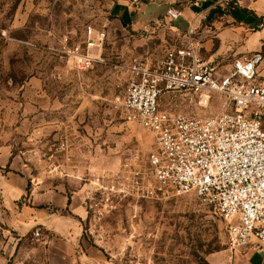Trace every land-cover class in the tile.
<instances>
[{
    "label": "rangeland",
    "instance_id": "rangeland-1",
    "mask_svg": "<svg viewBox=\"0 0 264 264\" xmlns=\"http://www.w3.org/2000/svg\"><path fill=\"white\" fill-rule=\"evenodd\" d=\"M114 3L0 0V264L63 262L51 244L53 225L25 231L11 220L2 193L11 175L28 180L19 209L33 203L37 213L72 227L75 264L243 262L244 249L230 246L213 209L161 188L149 172L153 134L113 109L134 60L159 61L177 46L168 42V26L134 32L116 21ZM119 15L126 22L127 13ZM89 25L106 29L107 39L99 64L83 71L63 55L61 42L65 35L81 39ZM160 104L197 113L180 94ZM225 110L217 99L200 114Z\"/></svg>",
    "mask_w": 264,
    "mask_h": 264
},
{
    "label": "built area",
    "instance_id": "built-area-1",
    "mask_svg": "<svg viewBox=\"0 0 264 264\" xmlns=\"http://www.w3.org/2000/svg\"><path fill=\"white\" fill-rule=\"evenodd\" d=\"M208 2L230 11L243 0H181L185 7ZM167 14L177 20L182 11L170 8ZM195 34L190 30L187 40L159 61L134 60L128 86L112 106L153 134L149 172L162 189L194 196L213 209L227 225L233 249L257 244L264 252V80L258 74L264 57L243 55L226 68L202 57ZM106 39V29L89 25L81 39L65 35L61 51L74 66L89 71L99 64ZM170 94L190 99L197 113L163 109L161 99ZM217 99L229 110L200 114Z\"/></svg>",
    "mask_w": 264,
    "mask_h": 264
},
{
    "label": "crops",
    "instance_id": "crops-1",
    "mask_svg": "<svg viewBox=\"0 0 264 264\" xmlns=\"http://www.w3.org/2000/svg\"><path fill=\"white\" fill-rule=\"evenodd\" d=\"M113 13L116 21L123 22L132 31L154 30L168 26V42L174 45L184 43L190 30L195 31L194 39L201 47V55L224 67L243 55L261 53L264 57V0H243L242 6L226 11L216 8L213 2L197 7H185L181 0H114ZM176 8L182 11L177 20L168 17V10ZM116 14L115 15V13ZM126 12V22L119 15ZM259 80H264V61L258 68ZM28 187V180L22 176L6 177L2 185V193L7 213L15 226L30 231L40 224H51L55 238L51 244L58 249L62 264L74 263L75 232L71 226H65L66 221L58 218L49 219L48 214H39L32 208L34 204L24 209L18 208ZM58 202L63 207V201ZM44 222V223H43ZM46 222V223H45ZM246 253L243 262L238 264H264V253L254 249L243 248ZM100 263V262H99Z\"/></svg>",
    "mask_w": 264,
    "mask_h": 264
},
{
    "label": "water",
    "instance_id": "water-1",
    "mask_svg": "<svg viewBox=\"0 0 264 264\" xmlns=\"http://www.w3.org/2000/svg\"><path fill=\"white\" fill-rule=\"evenodd\" d=\"M190 98H192V95H190Z\"/></svg>",
    "mask_w": 264,
    "mask_h": 264
}]
</instances>
